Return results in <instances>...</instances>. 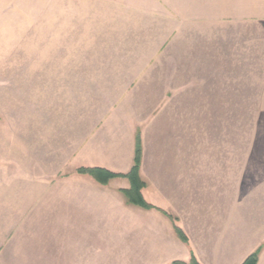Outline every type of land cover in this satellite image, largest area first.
<instances>
[{
    "label": "crops",
    "instance_id": "crops-1",
    "mask_svg": "<svg viewBox=\"0 0 264 264\" xmlns=\"http://www.w3.org/2000/svg\"><path fill=\"white\" fill-rule=\"evenodd\" d=\"M69 1L84 6V11L74 12L84 14V31L91 38L88 45L97 52L81 60L146 63L122 92L121 102L107 112L106 122L117 121L120 128L111 134L84 137L72 157L90 166L127 173L134 164L140 131L147 199L177 216L189 241L176 235L172 221L158 209H132L123 203L124 211L140 217L133 237L137 231L145 232L142 221L147 217V247L108 251L89 238H120L123 234L75 231L69 237L83 240L69 241L68 253L51 259L61 258L68 264H130L124 257L131 255V264H174L177 259L189 262L194 254L201 264H243L260 250L257 264H264V98L252 105L251 80H242L237 89L235 75L236 15L244 13L246 0ZM244 40L240 44L250 45V39ZM244 51L239 59L248 61L249 53ZM156 63H164L165 69ZM159 88L163 89L161 96ZM133 93L148 102L142 112L125 101ZM128 105L133 110L130 114L125 112ZM253 109L260 111V128L244 135V147L237 149L236 110H244L245 124H250ZM146 114L149 119L139 122ZM134 119L132 137H126L127 122ZM1 121L0 137H13L11 123ZM146 137L154 138L151 156ZM3 141L0 175L6 178L8 173L6 180L10 181L11 147ZM113 182L119 188L129 186L127 178L113 179L111 186ZM160 221L165 244L157 249L154 242Z\"/></svg>",
    "mask_w": 264,
    "mask_h": 264
},
{
    "label": "rangeland",
    "instance_id": "rangeland-1",
    "mask_svg": "<svg viewBox=\"0 0 264 264\" xmlns=\"http://www.w3.org/2000/svg\"><path fill=\"white\" fill-rule=\"evenodd\" d=\"M245 2L244 13L236 15V86L240 89L242 80L250 79V101L255 105L264 98V0ZM75 9L84 11V6L69 0H0V120L11 123L13 136L0 137V162L4 160L5 140L6 147H11L13 167L10 181L6 180L8 173L6 178L0 175V264H68L51 258L67 254L69 241L83 240L69 237L75 231L123 234L120 238H89L108 251L148 245L147 217L142 221L145 232L137 231L133 237L140 217L123 209V203L132 209L138 207L129 204L121 191L131 186L130 180L127 178L128 187L119 188L116 182L111 186L113 179L125 178L116 177L101 184L107 189L100 188L93 176L77 172L79 167L90 165L72 157L84 137H98L106 131L111 134L120 128L117 121L106 122L107 112L121 102L122 92L146 63L81 60L95 57L97 52L88 45L91 38L84 31V14L75 13ZM244 39H250V45L240 44ZM244 48L248 61L239 59ZM156 64L165 69L164 63ZM159 90L161 96L163 89ZM133 94L125 101L142 112L148 102ZM125 112L133 110L128 105ZM259 112L249 111L251 123L245 124L244 110H236L237 149H243L244 135L260 128ZM132 121L135 119L127 122L126 137H132ZM153 139L146 137L150 156L155 150ZM167 145L164 141V150ZM140 175L146 183L142 194L148 201L144 192L147 175L143 176L141 169ZM154 206L163 214L169 213ZM169 214L177 218L175 222L167 215L175 231L178 217ZM156 227L154 245L159 249L165 244L160 232L163 223ZM128 261L131 264V255L124 257V262Z\"/></svg>",
    "mask_w": 264,
    "mask_h": 264
},
{
    "label": "trees",
    "instance_id": "trees-1",
    "mask_svg": "<svg viewBox=\"0 0 264 264\" xmlns=\"http://www.w3.org/2000/svg\"><path fill=\"white\" fill-rule=\"evenodd\" d=\"M142 155H143L142 139L140 137V133H138L136 138L134 164L129 172L127 173L114 172L108 168L101 166H93V167L81 166L77 169V172L79 174H89L93 176L95 180H97L100 184L103 185L107 184L110 180L116 177L128 178L130 180L131 186L129 188L121 190L124 193V195L127 197L128 203L135 204L146 209H151L154 208L155 206L152 203L146 201V199L142 194V189L146 186L145 181L141 178L140 175ZM163 212L169 217H171V219L175 220L176 222L177 218L173 217L172 215H170L165 211ZM175 232L177 236L184 242L189 241L187 234L179 225H175ZM259 254H260V250L251 254L243 262V264H257L259 260ZM174 264H201V263L197 260L195 255L192 254L189 262L176 260L174 261Z\"/></svg>",
    "mask_w": 264,
    "mask_h": 264
}]
</instances>
